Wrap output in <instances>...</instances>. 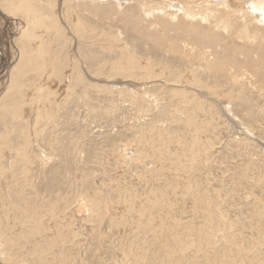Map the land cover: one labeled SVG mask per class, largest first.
I'll return each instance as SVG.
<instances>
[{
  "label": "rangeland",
  "instance_id": "obj_1",
  "mask_svg": "<svg viewBox=\"0 0 264 264\" xmlns=\"http://www.w3.org/2000/svg\"><path fill=\"white\" fill-rule=\"evenodd\" d=\"M250 5L0 0V264H264Z\"/></svg>",
  "mask_w": 264,
  "mask_h": 264
},
{
  "label": "bare ground",
  "instance_id": "obj_2",
  "mask_svg": "<svg viewBox=\"0 0 264 264\" xmlns=\"http://www.w3.org/2000/svg\"><path fill=\"white\" fill-rule=\"evenodd\" d=\"M236 1V0H235ZM249 2V1H248ZM251 3V2H250ZM249 5V4H248ZM217 7H219L217 5ZM221 7V6H220ZM135 8V6H134ZM217 9V8H216ZM249 9H254V12L252 13V15H255V17H259L261 19V22L264 23V13L261 14L262 11H264V6L260 7V10H257V8H253V5H250V8ZM258 11V12H257ZM135 14V13H134ZM222 16V14H221ZM134 18V17H133ZM215 52V51H214ZM215 55V54H214ZM217 57V56H216ZM227 61V60H226Z\"/></svg>",
  "mask_w": 264,
  "mask_h": 264
}]
</instances>
